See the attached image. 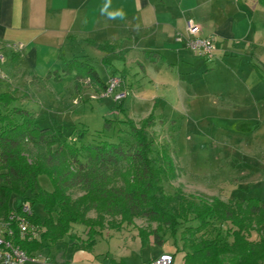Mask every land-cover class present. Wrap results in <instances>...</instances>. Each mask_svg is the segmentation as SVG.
I'll return each mask as SVG.
<instances>
[{"label":"trees","instance_id":"trees-1","mask_svg":"<svg viewBox=\"0 0 264 264\" xmlns=\"http://www.w3.org/2000/svg\"><path fill=\"white\" fill-rule=\"evenodd\" d=\"M256 3L264 8V0ZM81 45L102 53L104 64L119 48L117 44L97 45L69 36L59 50V71L43 79L31 75L30 86L39 88L49 80L70 76L74 96L88 86L96 95L90 99H105L101 95L108 81L99 77L90 58L73 53ZM145 55L155 61L153 53ZM111 77L120 78L128 90L124 76L112 71ZM4 83L0 81V85ZM28 99L23 91L11 87L0 93V224L7 223L14 214L27 219L38 238L22 237L17 221L9 227L14 235L12 242L28 256L60 243L91 251L106 228L103 223L86 218L89 209L97 207V198L109 214L118 205L123 209L118 210L123 221H111L108 228L121 229L135 218L145 220L147 227L138 232L141 243L161 247L168 238L182 254L183 264H247L245 258H264V239L259 238V232H264V202L243 199L225 203L216 197L187 196L180 189L165 191L164 183L175 179L177 166L170 146L155 144L153 131L157 122L153 113L136 122L124 113L122 104L126 99L115 102L111 98L123 118H104L103 129L91 134L84 125L41 128L37 113L19 103ZM31 148L42 151L44 156L31 160ZM124 171L126 177L122 176ZM41 176L48 179L50 192L41 187ZM69 190L83 191L87 197L71 201ZM13 197L21 200L14 211L10 208ZM34 205L41 206L42 220L32 212ZM24 207L30 209L29 215L23 214ZM247 216L257 217V230L246 235L255 234L259 242L244 239L249 229ZM78 226L85 228V239L76 235Z\"/></svg>","mask_w":264,"mask_h":264},{"label":"rangeland","instance_id":"rangeland-1","mask_svg":"<svg viewBox=\"0 0 264 264\" xmlns=\"http://www.w3.org/2000/svg\"><path fill=\"white\" fill-rule=\"evenodd\" d=\"M255 4L256 11L249 1L244 6L233 3L220 9L230 15L229 28L233 39L223 43V50L217 48L218 57L212 62L194 57L189 52L192 61L203 64L201 70L196 66L187 69L184 64L172 62V66L167 63L153 65L151 72L143 74L136 63L143 60L137 49L148 47L152 40L147 37L137 38L125 55L108 56V64L102 61L104 55L91 46L81 45L73 50V53L90 58L104 81L108 69H114L110 71H115L119 77H123V68L131 75L138 73L132 92L124 102V113L136 122L154 114L157 122L153 131L155 144L167 143L177 166L175 179L164 183L166 192L180 189L187 196L216 197L225 203L243 199L264 202V8L259 7L256 0ZM225 50L230 54L237 53L239 57H227ZM209 69L212 70L206 72ZM0 76L2 81L7 79L3 73ZM67 78L52 80L53 88L50 84L39 88H26L22 84L18 87L29 98L19 103L37 113L41 128L84 125L94 134L103 129L104 118L118 117L111 98L90 99L96 95H92L94 93L87 86L80 94L85 100L82 103L80 95H73L71 79ZM181 85L191 89V96L181 93L180 90H186ZM10 86L8 83L7 86L1 85L0 92L7 91ZM28 154L31 160H40L44 156L36 148H31ZM122 176L126 177V172ZM38 180L43 189L51 191L45 176ZM67 193L71 201L87 197L80 190ZM96 201L97 207L89 209L86 218L103 223L106 228L93 249L85 252L60 243L43 252L38 264H146L160 253L174 254L172 264H183L182 254L176 251L172 240L167 238L161 247L141 243L138 232L147 227L145 220L135 218L131 225L121 229L108 228L111 221L115 224L123 221L120 215L123 209L118 205L109 214L104 203L97 198ZM20 203L19 198L13 197L10 208L14 211ZM32 208L34 215L42 220L41 206ZM247 218L249 229L244 239L259 242L255 234L246 235L250 231L256 232L257 217ZM77 229L76 235L85 239V228L78 226ZM33 238H38L37 232ZM259 238L264 239V232H259ZM177 246H180L179 242ZM245 260L247 264H264V258Z\"/></svg>","mask_w":264,"mask_h":264},{"label":"crops","instance_id":"crops-1","mask_svg":"<svg viewBox=\"0 0 264 264\" xmlns=\"http://www.w3.org/2000/svg\"><path fill=\"white\" fill-rule=\"evenodd\" d=\"M247 1L256 11L255 0H0V54L4 58L0 74L8 79L4 80L6 86L8 83L22 91L18 87H29L31 75L43 79L59 71V50L69 36L91 40L97 45L117 44L119 48L112 55H125L137 38L147 37L152 40L148 47L137 49L143 60L136 63L143 74L151 72L153 65L167 63L172 66V62L184 64L187 69L196 66L201 70L203 64L192 61L189 52H193L181 40L186 35L187 23L197 24L201 36L213 40L216 50H223V43L233 36L229 28L230 15L220 9L233 3L244 6ZM16 45H21L22 50L14 51L12 47ZM216 50L214 59L209 62L217 59ZM149 52L155 55V61L146 57ZM225 55L239 57L227 50ZM110 70L105 82L112 75ZM121 72L131 93L138 73L131 75L124 68ZM50 82L52 80L48 84L53 88ZM188 87L195 90L189 84ZM188 87L182 86L186 90H180L184 96H191Z\"/></svg>","mask_w":264,"mask_h":264},{"label":"built area","instance_id":"built-area-1","mask_svg":"<svg viewBox=\"0 0 264 264\" xmlns=\"http://www.w3.org/2000/svg\"><path fill=\"white\" fill-rule=\"evenodd\" d=\"M187 49L193 52L196 57L210 61L214 59L216 50L214 41L201 36V28L189 21L187 23L186 35L181 39ZM22 46L14 47V51H21ZM4 64V58L0 54V65ZM1 72V71H0ZM121 79L111 77L107 82L105 92L102 98H112L113 101L119 102L126 99L130 92L126 88L123 89ZM23 214L29 215L30 209L24 207ZM17 221V226L22 237L30 236L36 233L32 225L24 216L11 215L10 220L5 224H0V264H38L40 256H28L19 246L12 242L13 232L9 224ZM174 258L170 254H162L158 258L151 260L148 264H172Z\"/></svg>","mask_w":264,"mask_h":264}]
</instances>
